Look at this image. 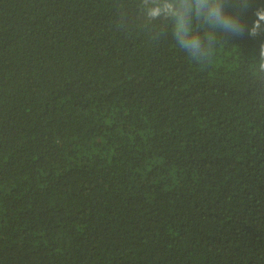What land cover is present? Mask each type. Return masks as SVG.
Wrapping results in <instances>:
<instances>
[{
	"label": "trees",
	"instance_id": "1",
	"mask_svg": "<svg viewBox=\"0 0 264 264\" xmlns=\"http://www.w3.org/2000/svg\"><path fill=\"white\" fill-rule=\"evenodd\" d=\"M0 264H264V0H0Z\"/></svg>",
	"mask_w": 264,
	"mask_h": 264
}]
</instances>
